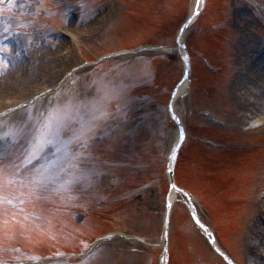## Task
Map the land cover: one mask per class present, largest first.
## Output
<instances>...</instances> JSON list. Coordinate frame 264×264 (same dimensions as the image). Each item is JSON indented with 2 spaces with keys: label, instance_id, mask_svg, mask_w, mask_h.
Returning <instances> with one entry per match:
<instances>
[{
  "label": "rangeland",
  "instance_id": "374dc122",
  "mask_svg": "<svg viewBox=\"0 0 264 264\" xmlns=\"http://www.w3.org/2000/svg\"><path fill=\"white\" fill-rule=\"evenodd\" d=\"M192 1L96 0L94 3L93 1L84 3V10L81 11L70 7L73 0H33V4L25 0H0V51L5 49L1 43L5 37L13 38L14 33H20L21 35L18 36L24 41L22 43L25 46L23 49L25 53L37 55L39 59L51 54L63 55L62 59L56 61L58 68L54 67V70L51 68V62L48 61L49 58H46L47 61H40V65L43 64L42 73L36 75V81L27 91L22 90L13 97L0 94V114L14 111V116L10 119L19 115L24 116V121H32L36 108L42 107L39 111L36 110L40 120L46 107L52 101L56 102L55 97L60 93L61 88L57 90L59 93L56 91L58 94L55 92L56 94L47 96L50 97L48 101L35 102L30 108L19 113L24 102L34 96L50 93L66 83H69L65 86L68 89L76 86L77 84L75 85L71 80L72 77L83 76L93 71L91 66H87L85 57H90L87 60L96 59L101 52L106 51L105 47L109 49L107 51L109 54H120V57L112 61L116 63H126L137 58L152 61L153 58L164 57L170 60V62H160V66L153 65L149 69L155 75L157 89L134 87L135 84L141 85L140 82L143 80V73L139 71L143 62L139 61L130 64L131 70L126 76L118 77V80L111 83L112 89H108L107 92L113 93L116 99H120L119 95L122 94L120 107L124 109V106H127L130 111H135L136 121L133 123L121 121L118 124L119 128L116 127V123H109L113 127L115 136L110 137L105 143L94 142L89 147L95 153H102V157L110 162L109 155L117 151L119 152L112 158L113 161L118 162L120 159L135 161H126L128 166H120L116 171L120 187L116 193H128L126 200L114 203L116 199L111 193L110 198L104 201V207L93 212V216L89 215L85 224L78 226L79 228L76 218L65 219L66 223L69 222L65 225L64 217L60 216L58 220V214L56 222L63 227V230L56 224L48 227L44 232L37 233L34 229L39 227L30 228L33 225L27 224L32 234H38L33 237L37 238L36 244L39 245V241L46 239L64 249L74 250L79 237L92 240L101 238L107 233L135 234L147 240L146 247L139 244H125L127 246H124V249L122 248L124 242L114 241L100 249L85 264L158 263L162 250L155 244H159L161 240L165 204L169 199L167 158L178 134L177 126L171 121L169 125L170 116L166 108L171 93L180 84L183 72V68L177 66L178 57L174 54L164 55L162 49L175 48L174 39L178 29L191 13ZM109 9H113L111 16L106 14ZM218 29L224 31L220 32ZM64 32H71L74 41L69 42L65 39L62 36ZM184 41L193 58L194 95L191 96L192 116L189 102L191 97L185 96L175 106L183 124L185 122L188 138L177 165V184L194 195L199 216L217 234L215 235L219 246L224 252L228 251L229 256H232L238 264H248L247 256L252 258L253 255L264 264V248L260 247V244L264 245V215L260 214V212L264 213V107L255 108L259 113L255 120L248 114L247 104L245 101L241 103L238 96L240 92L234 87L238 78L243 77L242 71L249 69L248 66L256 52H262L261 49H264V0H206L204 15L200 19L197 18L190 27ZM150 47L156 48L148 49ZM137 50L144 52L137 53ZM201 55L209 58L213 65L223 66L225 73L217 77L212 76L209 73L212 70L209 68V62L202 61ZM151 63H146L145 66ZM7 66L3 53L0 52V88L2 87L0 92L10 89L4 84L9 85L13 80L12 75L15 71H11ZM9 86H12V83ZM201 86L207 87L210 98L204 96L205 91L202 93ZM80 87L81 85H78V92L82 89ZM253 90L252 88L248 94L242 91L247 96L251 95ZM257 90L262 91L260 85L257 86ZM102 94V87L96 88L94 96L101 99ZM143 95H148V98H144ZM10 106L17 107L8 110ZM33 106L35 110L31 112ZM103 107V114L106 115L105 103ZM80 108L76 97L70 98L59 108L61 118L66 119V122H73V119L78 118ZM55 110H58V107ZM209 110L215 113V123L208 115ZM93 115L95 117L100 114L93 111ZM51 117L54 120V113L50 115ZM247 117L248 119H245ZM39 120L35 123L38 124ZM1 126L4 124L0 122V128ZM35 127L36 125L32 126L24 134L9 136L10 139L8 137L4 145L6 150H3L4 146H0V154H2L0 162L10 159L16 148L32 149L33 157L37 149L28 146L29 143L31 146V142L36 138L33 132ZM85 131L80 135L77 132L81 140L78 143L80 146L85 144V136H89L88 131ZM136 132H138L137 137L134 139ZM121 138L123 140H120ZM39 143L40 141L37 146ZM47 147H45L47 154H51ZM202 147H207V151L212 155L205 153ZM230 149L238 151L241 149L246 155L238 157L224 155L225 151ZM31 160L26 164V168H22L21 164L16 173L3 172L0 175V202L2 198L12 197L19 191L28 189L38 195L28 193L29 197L37 196V202H41L40 197L44 193L42 190L49 189L53 179L62 181L70 177L64 167L59 170L46 167L38 173L35 168L30 167L34 165L33 162L30 164ZM40 162L48 164L50 160L44 157ZM47 168L54 174L49 175L50 171ZM25 169L27 172L24 171ZM41 172L46 173L48 178L45 177L46 174L40 179L35 177L37 174H42ZM229 178H234L236 181L233 182L237 184L226 185L225 180ZM98 195L101 194L96 193V198ZM89 196L88 193L87 197ZM243 197L246 199V204L240 206L227 203L226 205L227 199L236 203ZM57 202L54 199H46L43 204L47 208H37L39 214L45 216L49 210L54 209L53 205L58 207V204H61L59 200ZM93 202L91 196L89 203ZM142 202L145 204L140 205ZM94 205L99 203H93L91 209ZM141 207L143 212L145 210L143 215L138 214L140 211H137ZM2 208L0 207V218L5 216L1 213ZM1 219L13 221L14 218L11 213ZM78 222L82 223L80 220ZM250 223L256 226L255 233L250 232L253 235V243L255 241L254 249L244 246L246 227ZM173 227L175 231L173 253L180 264H216L210 259L209 252L195 241L186 208L181 203L175 208ZM59 246L57 247L60 248ZM224 246L229 247V250ZM55 247L48 245L45 249H55ZM27 250L31 249L27 248Z\"/></svg>",
  "mask_w": 264,
  "mask_h": 264
},
{
  "label": "bare ground",
  "instance_id": "6f19581e",
  "mask_svg": "<svg viewBox=\"0 0 264 264\" xmlns=\"http://www.w3.org/2000/svg\"><path fill=\"white\" fill-rule=\"evenodd\" d=\"M60 54H58V55H56V54H51L50 56L48 55V56H44V57H42L41 59H38L39 61H43L44 59H46V58H48V57H51L52 58V60H51V62H54L57 58H58V56H59ZM52 64V66L54 67V65H55V63H51ZM40 65V64H39ZM43 65V64H42ZM41 65V66H42ZM39 67V66H38ZM37 67V68H38ZM29 69V67H28V65L27 66H23V64H20L17 68H16V70H17V74L19 75L20 74V79L19 80H17V83H16V85H20V86H22V87H27L31 82H32V79H30L31 77H30V72H28L27 70ZM252 71H251V75H253L254 76V78L257 80V82L258 81H260V89L262 88V91L260 90V91H258L257 90V87L256 86H254L253 87V91H252V95H251V98L253 99V100H255L256 102H257V107H260V108H262V107H264V69H261L260 68V66L257 64V65H255V67H253V69H251ZM41 71H42V68H41ZM41 72H40V69H36L35 71H34V75H33V77L34 76H36V75H38V74H40ZM1 90H2V88H0ZM185 89H186V86H185V84H184V86L178 91V93H177V96H176V98H175V100H174V105H175V103H177L178 101H180L181 100V97H182V94H183V92L185 91ZM2 93H4V96H7V95H10L9 93H8V91H3V92H0V94H2ZM246 94H248V93H246ZM259 119V118H258ZM255 244V243H254ZM260 247H263L264 248V245H262V244H260ZM250 264H262L261 262H260V260L259 259H257L254 255L252 256V258H250Z\"/></svg>",
  "mask_w": 264,
  "mask_h": 264
},
{
  "label": "snow or ice",
  "instance_id": "6c2138e0",
  "mask_svg": "<svg viewBox=\"0 0 264 264\" xmlns=\"http://www.w3.org/2000/svg\"><path fill=\"white\" fill-rule=\"evenodd\" d=\"M5 135H11V133L9 132V133H6ZM0 138H2V137H0ZM0 155H2V154H0ZM0 171H3V169H0Z\"/></svg>",
  "mask_w": 264,
  "mask_h": 264
}]
</instances>
